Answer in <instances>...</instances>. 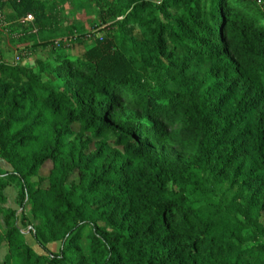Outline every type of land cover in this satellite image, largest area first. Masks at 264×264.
I'll return each mask as SVG.
<instances>
[{"label": "trees", "instance_id": "trees-1", "mask_svg": "<svg viewBox=\"0 0 264 264\" xmlns=\"http://www.w3.org/2000/svg\"><path fill=\"white\" fill-rule=\"evenodd\" d=\"M104 3L138 61L102 40L35 75L0 64V264H264V4ZM221 188L209 212L187 197Z\"/></svg>", "mask_w": 264, "mask_h": 264}, {"label": "rangeland", "instance_id": "rangeland-1", "mask_svg": "<svg viewBox=\"0 0 264 264\" xmlns=\"http://www.w3.org/2000/svg\"><path fill=\"white\" fill-rule=\"evenodd\" d=\"M45 4L46 20L41 24L34 21L27 22L26 17L16 19L10 7V1L0 0V64L21 70L26 75H35L41 69V65L61 55L70 58H83L84 53L95 45L96 41L110 40L114 48L121 51L126 57L136 59L138 55L133 49L130 40L118 26L123 18H114L115 11L108 7L104 0H40ZM263 4L256 6L262 9ZM80 36L81 39L75 38ZM75 36V37H74ZM132 36L139 40V34L134 31ZM47 42L46 44H43ZM57 44V46L55 45ZM50 165H46L39 177L46 178ZM11 167L0 158V172H9ZM187 197L195 208L202 211H212L216 206L224 202L226 193L223 188L213 189L203 196H196L188 192ZM3 194L6 209H18L17 190L12 186L7 187ZM25 216L30 224L35 225L29 214V206L25 205L23 211L18 212L19 221L16 226L25 236V243L38 255L44 252L36 245L28 230L20 224V219ZM264 223V216L262 218ZM0 230L3 226L0 217ZM87 230L84 231L85 236ZM259 243H264V234L260 235ZM82 245H87L85 239ZM47 250L56 253L58 243H50ZM4 251L0 252V262Z\"/></svg>", "mask_w": 264, "mask_h": 264}, {"label": "built area", "instance_id": "built-area-1", "mask_svg": "<svg viewBox=\"0 0 264 264\" xmlns=\"http://www.w3.org/2000/svg\"><path fill=\"white\" fill-rule=\"evenodd\" d=\"M249 1L253 2V3L257 4V5L264 4V0H249ZM26 21L27 22L33 21V17L30 16V15L26 16ZM55 45L57 46V44H55Z\"/></svg>", "mask_w": 264, "mask_h": 264}]
</instances>
